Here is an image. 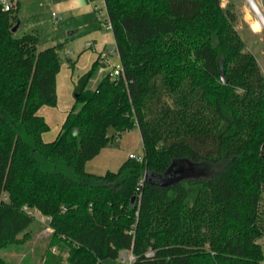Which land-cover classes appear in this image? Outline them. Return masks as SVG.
<instances>
[{"label": "trees", "instance_id": "1", "mask_svg": "<svg viewBox=\"0 0 264 264\" xmlns=\"http://www.w3.org/2000/svg\"><path fill=\"white\" fill-rule=\"evenodd\" d=\"M104 1L123 73L91 89L95 61L78 79L80 109L50 142L39 110L58 104L61 46L39 50L37 34L15 35L19 2L0 9V264L35 225L52 232L33 264H108L129 251L131 264H261L264 74L255 56L220 0ZM135 127L142 160L86 170ZM185 160L218 171L160 182Z\"/></svg>", "mask_w": 264, "mask_h": 264}, {"label": "rangeland", "instance_id": "2", "mask_svg": "<svg viewBox=\"0 0 264 264\" xmlns=\"http://www.w3.org/2000/svg\"><path fill=\"white\" fill-rule=\"evenodd\" d=\"M20 10L17 12L19 23L22 25L14 32L16 36H22L26 33H35L39 37L38 49L42 50L52 46H61L62 68L58 76V90L61 99L60 109L69 104L75 105V111L81 107V103L76 102V87L78 79L87 67V43L94 41L97 37L100 21L105 22L108 19V13L104 0H61L63 5H57L59 0H19ZM256 6L254 10L249 0H220L221 7L228 12L232 18L233 27L239 33L247 49L255 56L258 65L264 74V24L259 22L261 16L264 21V0H251ZM55 12L61 16V20L55 22L52 13ZM259 14V16H258ZM249 16V17H248ZM259 22L260 27L255 28L254 23ZM104 32L111 30L105 29ZM116 46L110 45L108 49H115ZM84 54L79 64L76 63L78 57ZM76 63V64H75ZM121 66L118 53L109 56L108 63L104 70H99L95 77L89 82L88 87L95 88L98 81L108 74L113 66ZM75 66V68H74ZM101 68V65H100ZM56 108V107H54ZM57 110V109H55ZM58 112V111H56ZM48 117V116H47ZM60 123V118L51 116L49 118L50 131L53 135ZM59 129V128H58ZM123 141L117 137L110 147L118 148L122 142L124 144V153L127 156L134 153L138 157L144 156V146L139 129H131L123 136ZM129 158V156H128ZM111 171H118V168H112ZM218 168L210 163H193L185 160L177 163L172 171L159 180L164 184H171L184 178L209 177L215 174ZM264 209V194H263ZM35 218L41 223L45 217L38 212L34 213ZM50 228H44L42 225H35L31 228L32 237L22 245H13L2 251L1 256L7 264H25L38 263L43 261L44 255L50 250L49 236ZM23 238V236H22ZM264 247V237L261 240ZM55 249V248H54ZM56 253L63 254L64 263L68 261V252L56 248ZM108 264H120L119 260H108ZM261 264H264L262 261Z\"/></svg>", "mask_w": 264, "mask_h": 264}, {"label": "crops", "instance_id": "3", "mask_svg": "<svg viewBox=\"0 0 264 264\" xmlns=\"http://www.w3.org/2000/svg\"><path fill=\"white\" fill-rule=\"evenodd\" d=\"M57 5L58 6L59 5H63L62 2H61V0H59L57 2ZM20 7H21V3L19 1V10H20ZM103 24H104V22L103 21H100V24H99L100 31L98 32L97 37L93 41V44H94L95 48L99 52L110 50V49H108V46H110V45L111 46L112 45L116 46V42H115V38H114L113 32L112 31H111V33L110 32H104V28L105 27H104ZM21 25H22V23H20V26ZM87 52L89 53L88 56H87V64L88 65H87V67L85 69L86 70L85 73L88 72L91 69V67L94 64V62L98 60V54L97 53H94L91 49H87ZM83 56H84V54H82V55H80L78 57V59L76 61L77 64H79V62H80V60H81V58ZM74 68H75V66H74ZM83 75H84V73H83ZM58 76H59V74H58ZM58 76H57L58 104H57L56 108L50 107V106H43L39 110V114L41 116H43L48 123H49V118H51V116L53 117V114H54V116L60 118V123L58 124L57 129L54 130L53 135H51L49 133L50 130L48 132H46V133L43 134V139L45 141H47V142H50V141H53V140L56 139V137L58 136V134L60 132L61 126H62V124L64 123V121L66 119L67 114L72 109L75 108V105H73V107H70L69 104L64 105L62 109L59 108L60 107V104H61V99H60L59 90H58ZM91 89H94V88H91ZM55 109H57V110H55ZM56 111H58V112H56ZM135 129H139V128L138 127H135ZM128 132L129 131L124 132L123 134H121L120 136H118V137H120L119 141H123L124 134L125 133H128ZM123 146H124V144L122 142L121 146H119L118 148L110 147V145L107 146V147H105L104 149H102V151L95 158L89 160L86 163V170L89 173H92V174L104 175L108 171L113 170L112 168H118V167L120 168V166L128 159V156L130 154H134V153H130L127 156L121 155V153H124V150H125Z\"/></svg>", "mask_w": 264, "mask_h": 264}, {"label": "built area", "instance_id": "4", "mask_svg": "<svg viewBox=\"0 0 264 264\" xmlns=\"http://www.w3.org/2000/svg\"><path fill=\"white\" fill-rule=\"evenodd\" d=\"M18 2H19V0H0V9L3 11H10L13 8H15V6L17 5ZM105 6H106V4H105ZM52 18L55 22H58L61 20V16L57 15L55 12L52 13ZM103 25L106 29L111 30V31L113 30L112 23L110 22L109 17L104 22ZM86 45H87V49H91L94 53L98 54V59L101 62V68H100L101 71L104 70L105 64L108 63L110 55H112L114 53L119 54L117 46L115 49L99 52L95 48V46L92 42H88ZM109 73H111V75L114 77H118L123 73V69L121 66L119 67V66L114 65L113 69ZM129 157L132 159L139 160V161L142 160L141 157H138L135 154H130ZM30 213L34 214L35 211H30ZM45 220H48V218L45 217ZM54 251L56 252V248L54 249ZM148 255H152V253H148ZM134 259H135V257L133 255L132 251L123 252L120 256L121 264H131L134 261Z\"/></svg>", "mask_w": 264, "mask_h": 264}, {"label": "bare ground", "instance_id": "5", "mask_svg": "<svg viewBox=\"0 0 264 264\" xmlns=\"http://www.w3.org/2000/svg\"><path fill=\"white\" fill-rule=\"evenodd\" d=\"M249 2L252 5V7L254 8V10L257 12L256 6L254 5V3L251 2V0H249ZM258 16H259V14H258ZM259 19H260L259 22H262L264 24V21L262 20L261 16L259 17ZM259 22L254 23L255 28H259L260 27V25H259L260 23Z\"/></svg>", "mask_w": 264, "mask_h": 264}, {"label": "water", "instance_id": "6", "mask_svg": "<svg viewBox=\"0 0 264 264\" xmlns=\"http://www.w3.org/2000/svg\"><path fill=\"white\" fill-rule=\"evenodd\" d=\"M20 27V23H17L14 28L12 29L13 32H16ZM135 200V198H133Z\"/></svg>", "mask_w": 264, "mask_h": 264}]
</instances>
